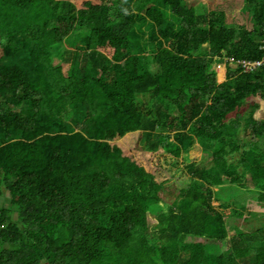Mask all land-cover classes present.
<instances>
[{"label": "trees", "instance_id": "trees-1", "mask_svg": "<svg viewBox=\"0 0 264 264\" xmlns=\"http://www.w3.org/2000/svg\"><path fill=\"white\" fill-rule=\"evenodd\" d=\"M242 6L0 0V264H264V0Z\"/></svg>", "mask_w": 264, "mask_h": 264}, {"label": "rangeland", "instance_id": "rangeland-1", "mask_svg": "<svg viewBox=\"0 0 264 264\" xmlns=\"http://www.w3.org/2000/svg\"><path fill=\"white\" fill-rule=\"evenodd\" d=\"M184 3H186L188 5H190V4L195 5L198 7L205 5L210 9L225 10L228 14V21H230L231 24L241 23L242 21L244 22L247 19V16H245V14L240 13V9L243 7L242 5L244 3V0H184ZM81 14L84 16L91 15L88 12V8L82 10ZM217 71H218L219 82L221 83L225 80L226 71H225L224 65L217 67ZM252 103L259 104V110H258L256 116H257V118L264 120V101L260 100L259 98H248L244 112L248 113L251 110L250 105H252ZM193 154L196 156L197 160H204L203 159L204 155L202 154L201 151L195 150V152H193ZM204 161H206V160H204ZM206 163H208V162H206ZM147 170H149V169L147 168ZM1 203H2V200L0 199V204ZM230 219L231 218L229 216L226 217L229 232L233 233L232 225L237 224V222L235 223L234 220H230Z\"/></svg>", "mask_w": 264, "mask_h": 264}, {"label": "built area", "instance_id": "built-area-1", "mask_svg": "<svg viewBox=\"0 0 264 264\" xmlns=\"http://www.w3.org/2000/svg\"><path fill=\"white\" fill-rule=\"evenodd\" d=\"M259 64H260L259 62H254V63L244 62V66L247 70H252L254 69V67H256Z\"/></svg>", "mask_w": 264, "mask_h": 264}, {"label": "crops", "instance_id": "crops-1", "mask_svg": "<svg viewBox=\"0 0 264 264\" xmlns=\"http://www.w3.org/2000/svg\"><path fill=\"white\" fill-rule=\"evenodd\" d=\"M236 208H239V207H236Z\"/></svg>", "mask_w": 264, "mask_h": 264}]
</instances>
